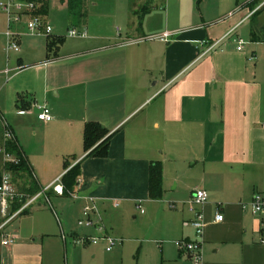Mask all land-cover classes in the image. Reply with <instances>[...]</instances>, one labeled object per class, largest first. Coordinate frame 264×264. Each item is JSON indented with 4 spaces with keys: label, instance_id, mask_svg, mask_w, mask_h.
Masks as SVG:
<instances>
[{
    "label": "crops",
    "instance_id": "0c3cea01",
    "mask_svg": "<svg viewBox=\"0 0 264 264\" xmlns=\"http://www.w3.org/2000/svg\"><path fill=\"white\" fill-rule=\"evenodd\" d=\"M50 1L56 2L47 0L46 12L38 15L49 12ZM170 1L161 9L154 0H125L120 6L116 0L105 6L96 0H58L57 8L66 14L67 34L82 27L77 30L85 33L82 37L88 30L91 36L78 49L65 51V40L56 54L46 47L39 95L34 79L13 92L18 113L45 104L52 120L43 125L61 130L62 142L55 148L57 170L53 180L42 184L31 158H45L42 165L47 169L49 157L38 153L35 144L20 142L6 121L27 166V171L11 175L16 190L28 192L36 185L38 192L78 164L80 181L72 187L77 197L49 189L48 201L66 207L61 216L47 209L42 196L27 214L11 220L5 230L17 238L9 247L0 246V264H44L38 254L17 259L33 248L28 237L59 241L65 232L72 244L74 235L100 234L73 224L88 198L110 236L123 238L124 231H137L135 223L123 218L141 214L158 238L126 239L139 240L141 247L160 244L159 262L148 264H193L175 241L197 239L190 225L197 212L204 224L199 264H264V215L242 208L254 194L264 195V0H173V8ZM164 32L172 33L168 40L148 39ZM61 36L50 33L46 38ZM5 51L19 50L5 46ZM9 63L10 70H0V75L22 71L19 57ZM34 111L37 117L38 109ZM87 122L107 129L105 157L87 156ZM63 158L67 169H60ZM155 161L162 165L159 199L148 196V169ZM196 188H203L207 198L190 210ZM138 206L144 208L142 213ZM218 211L223 219L216 222ZM19 218V232L9 230Z\"/></svg>",
    "mask_w": 264,
    "mask_h": 264
},
{
    "label": "rangeland",
    "instance_id": "374dc122",
    "mask_svg": "<svg viewBox=\"0 0 264 264\" xmlns=\"http://www.w3.org/2000/svg\"><path fill=\"white\" fill-rule=\"evenodd\" d=\"M97 4L100 6H105L107 2L112 0H96ZM173 0L170 1L172 5ZM58 0L56 2H49V12L46 15H39V19L44 25H49L52 29L53 35H63L64 50L69 49H78L83 46V40L91 36V32L88 30V36L82 37L79 35L69 36L68 32V23L66 22L65 12L57 8ZM125 4V0H116V5L120 6ZM154 4L159 5L162 9L165 6V0H154ZM162 14H164L162 12ZM163 17V16H162ZM29 16L23 15L19 21H9L7 15L0 11V70L7 69L12 67L9 63L10 60L16 59L19 57L22 60L23 67L22 71L18 72V69L11 71L8 76L0 75V110L3 114V117L15 130L16 135L20 142L26 141L31 144H35L36 151L41 155H47L49 157V163H47V169H44L42 162L45 160L43 157L36 156L31 158L32 165L35 167L33 171L37 175L42 184L51 181L55 177L56 173V145L61 144L62 140L59 137L61 130L56 129H46L44 122H41L36 117L37 109L33 108L31 113H18L17 106L13 104V92L15 89L24 87L26 83L35 80V90L37 95L40 93L43 71L45 65L42 64L46 60V42L47 36L42 34H32L27 29V21ZM116 26V24H114ZM82 28V27H79ZM76 28L77 30H80ZM11 33L14 38L17 40L19 51L18 52H9L5 51L6 46V33ZM119 31L117 30V35L119 36ZM65 36V37H64ZM65 38V39H64ZM160 39V35H151L148 36V39ZM29 66V67H28ZM16 71V72H15ZM8 78V79H7ZM64 100H59V106L62 107ZM39 106H46L45 104ZM38 106L36 105V108ZM32 110V109H31ZM24 114V115H19ZM41 122V123H40ZM47 123V122H45ZM43 125V127H41ZM45 144V147H44ZM47 158V157H46ZM65 158V157H64ZM63 158L62 163L60 164V169L65 164L66 159ZM1 161V160H0ZM52 163V164H51ZM12 174V173H11ZM26 179L29 181H34V178L28 174H25ZM13 180V176H12ZM70 199H64L67 204L71 202ZM45 202V201H43ZM66 205V204H65ZM47 209L53 211L57 216H61L63 213L62 209L66 207L61 206V204H55L53 199L45 202ZM144 210V208H143ZM140 211V210H139ZM141 214H136L133 217V214L125 215L123 222L135 223L137 226V231L135 228L132 231H124L123 238L112 237L122 239L121 243L115 246L111 251H106L104 244L99 242L97 244L89 245H74L69 243L66 240V244L63 243L62 239L59 241L55 240L53 237L47 236H34L29 238L26 242H29L33 248H28L23 250L20 255H25L23 258H18L19 260L30 259L34 257L35 254H38L40 258L44 260V264H148L150 261L156 263L160 260V244L154 243H145L141 247L139 240H129L127 237H137V239H157L158 236L156 233H151V230L146 226V221H142L140 218ZM20 218L14 220L9 227V230L16 229L19 232ZM75 220V219H74ZM77 226L76 220L73 223ZM78 228V226H77ZM100 236L101 234H96ZM139 235V236H138ZM39 246V248L35 246ZM33 249V250H32ZM37 252V253H36Z\"/></svg>",
    "mask_w": 264,
    "mask_h": 264
},
{
    "label": "built area",
    "instance_id": "2783aa9c",
    "mask_svg": "<svg viewBox=\"0 0 264 264\" xmlns=\"http://www.w3.org/2000/svg\"><path fill=\"white\" fill-rule=\"evenodd\" d=\"M37 9V4L35 2L27 1V0H0V10L7 15L9 21H19L23 15L29 16V20L27 21V29L32 34H42L49 36L51 33V27L49 25H44L43 22L39 19V15L35 13ZM70 36H85L84 32H79L77 30H70ZM172 33L164 32L160 35V39L168 40ZM7 50L18 51L19 46L17 40L14 36L7 32ZM219 41V40H218ZM217 42L211 44L208 49L212 48ZM242 41H239V46L237 49H241ZM7 69L6 71H9ZM37 118L42 122H49L52 120V116L47 106H38ZM0 129L2 133V143L0 146V170H1V178H0V219L2 220L0 223V246L1 247H9L11 246L17 236L15 233L5 230L6 225L13 220L15 217L20 215L23 210L28 209L38 198L44 197L46 202L48 201V197L46 196V192L49 189H52L53 192L57 195H64L65 189L61 182V177L55 179L52 183L47 185L45 188L40 191L29 194L27 192H20L16 190L12 175L7 166L10 164H19L20 157L12 152H9L6 149V145L10 141H15L14 133L6 120L0 115ZM77 181H80L78 178ZM68 196L77 197L73 191H68ZM207 198V194L203 188H196L194 190L193 198L190 203V210H194V207L197 205H201ZM23 200V201H21ZM22 202L21 205L14 211H11L12 204L15 202ZM86 204L83 205L81 210V216L77 220V225L79 227H91L100 232V236L98 235H74L71 242L74 245H89V244H97L100 241L105 243V250L111 251L116 245L121 243V239L112 237L108 235L105 231V227L100 219V215L96 206L92 202V198H88ZM140 212L143 210L140 206ZM243 209H248L251 214L255 216L264 215V195L260 193L254 194L250 202L242 204ZM223 219V215L218 211L215 213L214 221L219 222ZM190 225L195 230V235L197 237L196 240H176L175 245L179 250L185 251L188 255H190V259L193 264H199L201 262V236H202V228H203V218L200 212L196 213V217L190 222ZM262 230H264V222L261 224ZM62 240L64 244L66 243V234L62 232L61 234Z\"/></svg>",
    "mask_w": 264,
    "mask_h": 264
},
{
    "label": "trees",
    "instance_id": "16d2710c",
    "mask_svg": "<svg viewBox=\"0 0 264 264\" xmlns=\"http://www.w3.org/2000/svg\"><path fill=\"white\" fill-rule=\"evenodd\" d=\"M31 2H35L39 5V9L36 10L35 13H44L46 12L47 8V0H27ZM73 1V0H72ZM71 3V0H69ZM63 42V37H49L47 39V51L56 54V49L58 46ZM108 131L107 129L103 128L100 124L96 122H87L83 128V146L86 151H89L88 155L91 156H98V157H105L108 153ZM6 149L9 152L15 153L20 157L19 164H10L7 166L10 172H25L27 171V166L25 163L24 158L19 152L17 144L15 141H10L6 145ZM67 164L65 161L64 168H66ZM79 175V166L78 164H74L69 169H67L62 177L61 182L64 186L65 192L64 195L68 194V191H72V187L77 180ZM0 178H1V170H0ZM32 187L31 190H28L27 193L33 194L37 190V186ZM163 188H162V165L160 162L155 161L150 164L148 169V196L151 199H159L162 197ZM23 201V200H21ZM22 202L15 201L12 204L11 211L16 210ZM28 210L25 209L22 211L20 215L27 214ZM0 219V223H1Z\"/></svg>",
    "mask_w": 264,
    "mask_h": 264
}]
</instances>
